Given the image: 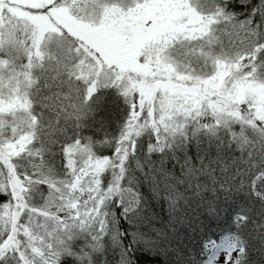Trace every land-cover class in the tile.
Masks as SVG:
<instances>
[{
    "label": "trees",
    "instance_id": "obj_1",
    "mask_svg": "<svg viewBox=\"0 0 264 264\" xmlns=\"http://www.w3.org/2000/svg\"><path fill=\"white\" fill-rule=\"evenodd\" d=\"M220 2L242 22L243 28L237 23L241 31L253 18L264 27V0ZM5 17L0 30L6 32L9 22L34 29L8 10ZM29 37L30 33H16L27 51L10 53L7 61L0 53V69H4L0 72L1 97L24 100L23 107L0 113V124L6 125L2 145L28 140L25 149L11 158L21 185L18 224L27 234L20 233L18 238L29 244L26 264H53L56 257L50 259V253L66 250L64 238L70 232L80 239L85 233L94 237L89 246L105 258L104 264H212L210 244L224 239L233 247L245 248L242 264H264V136L252 132L261 121L208 109L217 123L235 126L233 138L223 133L189 134L187 140L177 139L161 153L146 151L149 138L145 136L137 146V165L126 169L122 181L109 172L113 183L102 187L100 174L109 161L94 156L92 150L98 155L112 154L113 141L119 139L128 118V105L115 89L100 88L93 100L96 95L111 97L103 117L89 115L73 129L79 106L76 89L88 80L91 67L79 50L96 57L88 52L90 45L79 43L72 47L71 57L58 65L60 53L55 48L44 40L41 57H36V44ZM222 39L224 48L218 51L240 44L239 40ZM223 63L226 60L217 61L216 71ZM65 128L69 136L77 131L90 146L79 141L64 145L62 161L60 144L52 143V133ZM104 159L101 169H89L92 162ZM18 160H27L28 166L21 167ZM0 165L7 171V187L12 192L8 170L1 161ZM114 196L118 200H112ZM2 208L0 233L9 236L14 199L11 206Z\"/></svg>",
    "mask_w": 264,
    "mask_h": 264
},
{
    "label": "snow or ice",
    "instance_id": "obj_2",
    "mask_svg": "<svg viewBox=\"0 0 264 264\" xmlns=\"http://www.w3.org/2000/svg\"><path fill=\"white\" fill-rule=\"evenodd\" d=\"M187 6L199 15L202 23L206 24L205 38L191 41L185 32H177L167 46H164L163 41L165 36L172 35L171 32L162 35L160 42L150 37L159 34V29L165 23L164 14L172 7V0H48L41 7L29 9L31 12L48 16L55 23L51 13L56 9L64 8L81 24L92 25L89 39L94 47H89L88 52L99 60V65L83 49L79 50V55L84 56L91 67L88 80L83 82L82 88L77 87L76 89L79 106L73 129H78L82 120L89 115L103 117L111 97L96 95L93 100L94 94L100 88L115 89L128 105V118L124 122V129L119 139L113 141L112 154L98 155L91 148L94 156L106 157L109 161L108 167L100 174L102 187L113 183L114 179H109V172L116 180L122 181L126 169L137 165V146L145 136L149 138L146 151L162 153L177 139L187 140L189 134L211 136L214 133L219 136L223 133L225 137L233 138L237 131L233 124L225 126L217 123V117L211 115L207 107L191 110L190 106H186L189 110L179 112L173 109L171 118L165 116L163 122L160 121L161 112L167 111L161 108L163 101L161 92L157 90L149 104L133 87L134 82L141 80L142 77V73L134 70L135 65L152 66L154 75L144 76L146 80L155 81L166 78L157 71L159 49L163 48L159 55L166 65L173 66L176 73H183L190 77L177 80V76L173 74L172 79L177 80V83L191 86L197 82V78L211 76L216 71L218 60H226L238 69L234 71L233 76L227 78L229 84L232 79L245 76L248 79L264 82V27L260 20L253 18L247 23V28L241 31L242 22L237 21L234 13L230 15L228 6L220 0H187ZM105 7H114L118 11L105 17L103 15ZM235 7L243 6L236 5ZM188 19L187 16L182 15L174 23L182 25ZM237 23H241V28H237ZM57 27L60 32H49L46 41L60 53V59L57 60L59 65L61 60L71 57L72 47L74 45L78 47L83 41L72 35L71 29L74 26L71 23L67 26L57 24ZM192 27L193 25L188 24V28ZM17 32L30 33L29 38L33 40V46L37 43L38 38L31 26L9 22L6 32L0 30V53H3V61H7L12 52H18L20 49L27 51L25 45L16 39ZM216 33H220V36ZM222 37L229 38L230 42L239 40L240 44L232 43L226 52L218 51L224 48ZM9 45L11 47H8ZM30 66L31 64L28 65ZM3 71L4 69H0V72ZM93 104L95 107H92ZM150 109L154 123H149ZM242 111H247V106H244ZM5 127L6 125L0 124V145L4 143L3 129ZM68 132L69 129L65 128L54 130L52 133L54 137L52 143L59 142L60 144L59 152L62 161L64 145L75 144L79 141L81 144L90 146L89 141L80 137L77 131L73 130L71 136ZM252 132H258L264 136V122ZM243 134L245 135L246 132L244 131ZM63 137L66 139L62 140ZM98 143H103V141H98ZM17 162L21 167L28 166L27 160ZM33 167L36 165L33 164ZM0 184H3V188L0 189V211H2V206H11L13 201L12 192L7 187V171L2 165H0ZM112 200H118V197L114 196ZM69 211L73 210L69 209ZM105 220H108V213L105 214ZM110 226L111 222L108 220V227ZM93 230H95L94 225ZM103 237L100 238L101 242ZM64 240L65 251L58 255L50 253V259L53 256L56 257L53 259V264H104L105 258L89 246L94 241V237L90 234L85 233L84 239H80L78 235L70 232ZM212 246L214 251H219L217 245L213 243ZM245 251V248L239 245L227 249L222 257H217V264H242L241 257ZM27 255H30L27 241L10 239L7 232L0 233V264H26Z\"/></svg>",
    "mask_w": 264,
    "mask_h": 264
},
{
    "label": "rangeland",
    "instance_id": "obj_3",
    "mask_svg": "<svg viewBox=\"0 0 264 264\" xmlns=\"http://www.w3.org/2000/svg\"><path fill=\"white\" fill-rule=\"evenodd\" d=\"M47 2L48 0H0L1 27L5 25L4 22L6 21V17L4 18V14L7 10L8 13L16 19L29 21L33 25L35 35L38 38L35 48L36 57H41V45L44 40H46L47 34L49 32H60L57 24L67 26L71 23L74 26L71 29L72 35L83 41V43L80 44H88L90 47H94L89 39L92 25L88 23L81 24V22L72 16L66 9L59 8L51 13L55 23L46 15L29 11L30 8L41 7ZM115 11H118V9L114 7H105L103 15L108 17ZM164 15L165 23L159 29V34L152 35L150 39L160 42L162 35L171 32L172 35L165 36L163 41L164 46H167L177 32H185L186 36L191 40L205 37L207 32L206 24L201 22V18L198 14L188 8L187 0H172V7L168 9ZM182 15L187 16L189 18L188 21L182 25L174 23V21ZM112 22H115L114 18ZM188 24L193 25V27L188 28ZM162 51L163 48L158 50L157 71L166 77L165 79H158L155 81L144 79V76L151 77V75H154V73H152V66L135 65V61L133 62L135 65L134 70L142 73L141 80L134 82L133 87L141 93L143 100L151 104L157 90H159L163 96L161 108L167 109V111L161 112L160 121H163L165 116L170 118L173 109L177 112L185 111L189 110L186 106H190L191 110H200L202 107H207V109H211L213 113H223L224 115L232 116V118L246 116L251 121L258 120L264 122V85L255 83L246 76L234 78L229 84L227 78L233 76L234 71L238 69L235 65L227 63L220 64L215 74L205 79H197V82L191 86L177 83V80L189 79L190 77L185 74L176 73L173 66L166 65L159 55V52ZM37 53H39V55H37ZM173 74L177 76V80L172 79ZM22 101L24 100L17 96L14 99H6L1 97L0 94V113L6 112L12 108L23 107L24 103ZM244 106H247V111H242ZM213 113H211V115H213ZM149 115V123H154L151 119V109ZM133 123H135V121H133ZM27 143V139H20L16 142L0 145V161L8 170L14 199L12 230L9 238L16 240H19L17 233H27L26 230L18 224L19 209L22 205L21 185L11 164V158L21 153L25 149ZM106 161L107 160L104 159L92 162L89 169L94 171L101 169ZM214 244L218 246L219 251L213 250L212 243L210 244V252L212 264H217V257H222L224 251L233 246L225 239Z\"/></svg>",
    "mask_w": 264,
    "mask_h": 264
}]
</instances>
